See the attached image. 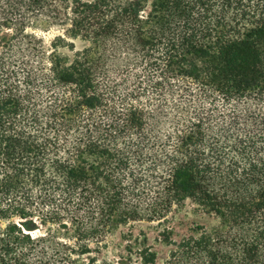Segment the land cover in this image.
Instances as JSON below:
<instances>
[{"label":"trees","instance_id":"trees-1","mask_svg":"<svg viewBox=\"0 0 264 264\" xmlns=\"http://www.w3.org/2000/svg\"><path fill=\"white\" fill-rule=\"evenodd\" d=\"M140 221L162 264H264V0H0V264H156L107 256Z\"/></svg>","mask_w":264,"mask_h":264},{"label":"rangeland","instance_id":"rangeland-1","mask_svg":"<svg viewBox=\"0 0 264 264\" xmlns=\"http://www.w3.org/2000/svg\"><path fill=\"white\" fill-rule=\"evenodd\" d=\"M39 34L45 39V41H47L51 40L55 35H58V32L52 29L49 31H42ZM74 45L76 49H79L81 48L82 43L80 41H74ZM63 51L66 50L63 49ZM171 217L174 233L173 238L175 239L187 233L188 229L195 223L208 224V221L206 222L204 218H201L195 211L194 206L189 202H186L182 209L175 211ZM162 228L163 227H159L156 222L149 223L146 221H140L119 227L107 239V256L112 258L116 246L123 244L122 238L133 234L135 237H140V239L143 236L146 238L147 243L152 246L156 253V264H162L169 251V247L160 240L159 232Z\"/></svg>","mask_w":264,"mask_h":264}]
</instances>
